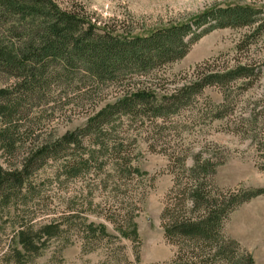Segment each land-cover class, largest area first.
I'll use <instances>...</instances> for the list:
<instances>
[{"label":"rangeland","instance_id":"rangeland-1","mask_svg":"<svg viewBox=\"0 0 264 264\" xmlns=\"http://www.w3.org/2000/svg\"><path fill=\"white\" fill-rule=\"evenodd\" d=\"M48 1L86 23L131 36L189 22L211 8L261 9L258 30L247 46H241L251 33L246 29H216L156 75L94 85L86 96L78 92L81 83L60 84L42 107L37 144L53 143L84 128L128 90L168 95L196 78L245 68V77L206 87L188 106L167 111L163 119L143 111L113 116L36 175V196L23 209L27 220L59 227L39 264L166 263L176 249L165 240L161 214L171 204L180 208V192L188 189L194 171L208 163L213 184L233 195L264 189V0ZM8 86L0 80V90ZM33 143L20 150L18 162ZM13 161L0 150L1 170ZM98 227L105 232L99 235ZM224 232L256 264H264V195L239 206Z\"/></svg>","mask_w":264,"mask_h":264},{"label":"trees","instance_id":"trees-1","mask_svg":"<svg viewBox=\"0 0 264 264\" xmlns=\"http://www.w3.org/2000/svg\"><path fill=\"white\" fill-rule=\"evenodd\" d=\"M260 15L261 9L253 6L228 5L211 8L186 23L131 36L86 23L79 16L61 12L48 0H0V80L9 85L0 90V150L15 163L5 171L0 169V264H39L51 240L58 236L55 223L33 225L23 210L36 196V175L52 159H61L65 151L78 146L81 138L113 116L143 111L163 119L167 111L188 106L206 87L246 75L243 67L221 76L206 75L168 95L145 88L128 90L84 128L53 143L40 140L37 144L44 120L40 113L49 104L55 86L81 83L84 87L78 92L86 96L94 85L156 75L182 60L191 45L216 29H246L251 33L245 35L241 46H247L258 30ZM30 141L33 145L21 153L18 162L16 156ZM210 170L207 163L194 171L188 189L180 192L184 198L180 208L171 204L162 212L165 240L176 251L161 264H256L224 228L239 206L264 195V189L239 196L223 192L210 180ZM98 228L99 235L105 232L104 227ZM131 232L134 234L133 228Z\"/></svg>","mask_w":264,"mask_h":264}]
</instances>
